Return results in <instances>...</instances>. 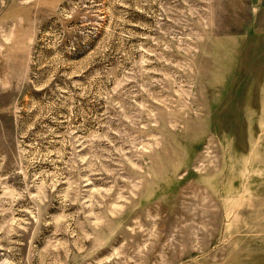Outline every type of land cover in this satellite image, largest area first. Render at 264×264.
<instances>
[{
    "label": "rangeland",
    "instance_id": "374dc122",
    "mask_svg": "<svg viewBox=\"0 0 264 264\" xmlns=\"http://www.w3.org/2000/svg\"><path fill=\"white\" fill-rule=\"evenodd\" d=\"M0 264H264V0H0Z\"/></svg>",
    "mask_w": 264,
    "mask_h": 264
}]
</instances>
